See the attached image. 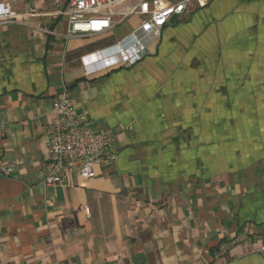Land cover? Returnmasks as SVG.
Returning <instances> with one entry per match:
<instances>
[{
	"label": "crops",
	"instance_id": "1",
	"mask_svg": "<svg viewBox=\"0 0 264 264\" xmlns=\"http://www.w3.org/2000/svg\"><path fill=\"white\" fill-rule=\"evenodd\" d=\"M14 10L0 22V147L14 166L0 175V264H264V0L174 17L130 68L98 54L140 17L67 38L55 0ZM64 86L113 141L95 178L44 187Z\"/></svg>",
	"mask_w": 264,
	"mask_h": 264
},
{
	"label": "built area",
	"instance_id": "2",
	"mask_svg": "<svg viewBox=\"0 0 264 264\" xmlns=\"http://www.w3.org/2000/svg\"><path fill=\"white\" fill-rule=\"evenodd\" d=\"M18 0H0V22H10L17 13L14 3ZM216 0H55L65 9L69 29L67 38L92 36L111 31L128 17H140V23L131 34L108 51L99 53V61L109 66L112 57L119 67L130 68L149 53V45L161 38L164 28L174 17L181 18L195 7H205ZM131 2L121 11L115 12L116 5ZM54 119L47 126V160L41 184L55 186L66 175L84 180L97 176L95 167L107 162L113 141L110 133L97 127L84 112L75 110L71 104L67 86L53 100ZM3 134L0 132V140ZM14 166L4 158L0 147V175L9 176ZM264 252V247L261 249Z\"/></svg>",
	"mask_w": 264,
	"mask_h": 264
},
{
	"label": "rangeland",
	"instance_id": "3",
	"mask_svg": "<svg viewBox=\"0 0 264 264\" xmlns=\"http://www.w3.org/2000/svg\"><path fill=\"white\" fill-rule=\"evenodd\" d=\"M66 1V0H65ZM205 7H207V6H205ZM205 7H195L191 12H197V11H199L200 9H203V8H205ZM191 12H190V14H191ZM189 14V13H188ZM218 49H217V52H216V56L217 57H220L219 56V54L221 53L222 54V50H223V45H220V44H218Z\"/></svg>",
	"mask_w": 264,
	"mask_h": 264
}]
</instances>
